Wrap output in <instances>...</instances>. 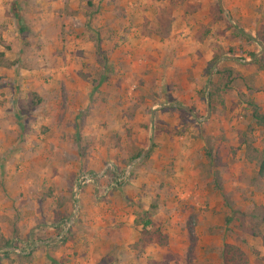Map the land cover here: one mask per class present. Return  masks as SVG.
I'll use <instances>...</instances> for the list:
<instances>
[{"label":"rangeland","instance_id":"1","mask_svg":"<svg viewBox=\"0 0 264 264\" xmlns=\"http://www.w3.org/2000/svg\"><path fill=\"white\" fill-rule=\"evenodd\" d=\"M12 1L6 0L2 11L1 30L6 35L0 39L7 48L0 44V67L3 68L0 77L5 79L0 86V106L6 107V116L7 112L13 113L15 119L12 120L21 124L22 135L27 134L26 131L44 135L48 131L47 121L61 120L59 111L73 115L78 133L73 146L78 158L86 164L91 148L98 150L100 160L88 171L95 174L103 170V177L97 179V184H89L92 196L101 199L127 181L134 162H149V152L160 144L159 141L155 143V136L168 142L169 156L161 153L167 161L163 168L168 173L176 166L180 179L174 178L173 184L174 180L164 183L162 198L159 195L158 200L136 202V205L152 206L136 218L139 223L145 219L150 221L146 227L148 233L141 235L139 229V237L131 246L144 252L148 242L155 243V230L165 239L163 245L155 243L159 247L156 249L159 258L144 259L142 264H221L224 243L239 249L247 264H264V182L257 177L256 171L253 172L254 168L257 170L256 160L264 149V127L251 116L253 108L264 114V71L259 74L252 63L260 53L261 43L251 39L264 26V0L256 3L255 10L262 17L252 34L237 30L236 23L231 24L230 17L225 15L226 25L232 29L226 35L228 42L223 44L224 48L215 51L202 71L197 87L198 104L190 99L177 102L170 95L173 88L165 83L156 86L143 78L132 77L133 72H121L119 67L114 69L110 65L115 60L119 63L118 59L133 57L132 51L111 43L105 32L101 35L102 27H107L106 31L109 28L108 16L111 20L118 17V21L122 16V8L114 7L113 0H104V5H100L103 0H18L20 15L29 29L22 39L10 11ZM212 2L214 15L220 18L223 16L221 9H230L234 4L226 0ZM108 4L110 9L106 7ZM162 12L158 22L166 23L168 10ZM96 45L106 57L108 70H103L94 56ZM221 55L228 59H219ZM101 76L104 81L97 90L91 91V81H98ZM178 85L185 93L187 88ZM110 91L125 95L111 103L122 109V122H118L119 127L115 129L108 128L106 116L103 119L101 115L99 121L93 119L90 110L97 104L108 106ZM207 92L212 96L206 117ZM162 103H169L170 107L165 105L150 112L151 104ZM171 104H179V107ZM136 108L141 112L131 111ZM84 125L90 133L95 129L99 131L96 143L90 133L81 134ZM138 139L145 147L150 145L140 159L133 161L136 157L131 156L142 151H133V141ZM113 147L116 152L108 155L107 150ZM54 148L49 150L54 151ZM11 149L12 146L8 152ZM5 153L0 145V171L1 156ZM129 161L133 162L126 166ZM87 169L83 165L79 170ZM244 170L246 174L241 176ZM109 184L112 185L107 194L102 195L103 187ZM75 186H78L77 181L74 196ZM205 189H211L220 198L221 208L208 207L201 195ZM157 204L163 212L154 216ZM148 234L151 240L146 241ZM204 234L213 239L209 249L197 242ZM179 250L181 256L176 253ZM165 253L171 255V260L162 263Z\"/></svg>","mask_w":264,"mask_h":264},{"label":"crops","instance_id":"2","mask_svg":"<svg viewBox=\"0 0 264 264\" xmlns=\"http://www.w3.org/2000/svg\"><path fill=\"white\" fill-rule=\"evenodd\" d=\"M226 1L234 4L230 9L225 6L227 9L222 10L219 7L221 16L223 14L220 18L214 15L212 0H113L114 7L122 8V16H119V21L118 17L111 20V16H108L109 28L106 31L107 27H102L101 35H109L111 43H116L120 49L132 51L133 57L118 59L119 63L115 60L110 65L114 69L119 67L121 72H133L132 77L143 78L156 86L165 83L173 88L170 95L177 102L190 99L198 104L197 87L202 79V71L215 51L224 48L223 44L228 42L226 35L232 29L226 25L225 15L230 17L231 24L236 23L237 30L247 34L257 30L262 17L255 10L258 0ZM245 2L248 4L245 5ZM5 3L6 0H0L1 39L6 35L1 30ZM104 4V0L100 2V5ZM106 7L110 9L109 4ZM164 9L168 10L165 15L168 22H158ZM224 57L228 59L224 55L219 59ZM2 69L0 67V76ZM263 71L259 70L258 73ZM2 82L5 79L0 77V86ZM178 83L187 88L185 93L179 89ZM119 96L125 97L120 91H110L108 106H91L93 119L99 121L101 115L103 119L106 116L108 128H118L122 122V109L111 103ZM165 105L170 107L169 103L151 104L150 112ZM171 106L179 107V104ZM140 110L131 109L136 114ZM5 114L3 104L0 106V145L6 153L1 156L0 171V264H51L50 260L53 264H142L144 259L159 258L156 251L159 247L153 242L147 243L144 252L135 250L131 245L137 241L141 226V223H135V219L152 206L136 205V202L158 200L159 195L162 198L164 183L174 178L180 179L176 166L168 173L163 168V163L167 161L161 153L169 156L165 138L155 136V143L159 141L160 144L149 152V162H134L127 181L123 177L126 182L118 185L104 199L94 198L93 189L88 184L75 186L77 193L74 196L73 188L83 165L88 168L83 172L101 176L100 179L103 170L95 174L88 171L95 168L100 160L98 150L92 151L91 148L86 164L78 158L73 146L78 134L73 125V115L59 111L61 120L47 121L48 131L44 135L38 134L36 129V132L29 134L26 131L27 134L22 135L21 124L12 120L15 119L13 113ZM34 126L37 128V125ZM85 128L84 125L81 130L83 135L90 133ZM90 134L96 143L99 131L95 129ZM131 138H134L133 134ZM149 145L145 147L138 139L137 142L133 141L132 148L133 151H144L149 149ZM11 146V152H8ZM52 146H55L54 151L49 150ZM115 152L114 147L107 150L108 155ZM128 163L126 166L130 165V161ZM255 171L256 168L253 169ZM241 172V176L246 174V170ZM201 195L209 208H221L220 198L211 189L203 190ZM155 209L154 216L163 212L159 204ZM58 225L62 230L56 235ZM68 227L69 239L63 244H55ZM199 238L201 242H197L207 245L209 249L213 239L205 234ZM1 241L16 243L17 247L3 248ZM30 241L32 244L25 251L32 249L29 259L18 258L15 252ZM6 249L14 253L2 255L1 251ZM176 253L182 255L180 250Z\"/></svg>","mask_w":264,"mask_h":264},{"label":"trees","instance_id":"3","mask_svg":"<svg viewBox=\"0 0 264 264\" xmlns=\"http://www.w3.org/2000/svg\"><path fill=\"white\" fill-rule=\"evenodd\" d=\"M10 11L12 13V17L16 23V27H17V34L19 36V38H24V36L26 35V33L29 31V29L27 28V26L25 25V23L22 20V17L20 15L19 12V1L18 0H14L12 1L11 5H10ZM251 39L260 42L262 44V48L260 50V53L253 59L252 63H254L256 65V70H264V26H262L256 33L255 37H251ZM0 44L3 45V47L7 48V46L3 43V41L0 39ZM0 56H2V53H0ZM94 56L96 57V59L98 60L99 64L101 65V67L104 69L109 68L108 64H107V60L106 57L101 53L100 47L98 45L95 46L94 48ZM251 57L254 56V53L250 54ZM104 81V76L100 77L98 81H91V91H95L97 90L99 84L101 82ZM208 94V98L210 99L212 94L211 92H207ZM210 104V103H209ZM251 116L252 118L255 120V122L264 127V114L256 111L254 108L251 112ZM139 151V150H138ZM207 154V157H209V154ZM139 155V152L134 153L131 158H135ZM256 166H257V170H256V174L257 177L264 182V149L262 150L261 155L257 158L256 160ZM262 220H264V215L262 216ZM135 223H138V221L135 219ZM150 223V221L148 219L142 220L141 221V226H140V233L142 234H147L148 232L146 231V227L148 226V224ZM61 226L58 225V227H56V235H58L61 232ZM69 227L60 235V237L58 238V240L56 241L55 244H63L66 240L69 239L70 235H69ZM154 235H155V239L153 240L156 244L158 245H163L164 244V236L160 234L159 230H155L154 231ZM151 240L150 235H147V239L146 241ZM32 244V242H25V247H21L19 249V252H15L16 256L18 258H21L23 260H28L31 254V251L25 252L24 249L30 247V245ZM1 246L3 248H16V243H12V242H7L1 241ZM1 247V248H2ZM10 253H14L11 250H3L1 251V254L6 256ZM221 264H247V261L243 255V253L237 249L232 247L229 244L224 243L222 245V249H221ZM171 260V255L169 253H165L163 254L162 258H161V262L165 263L167 260ZM51 261V264H53V261Z\"/></svg>","mask_w":264,"mask_h":264},{"label":"built area","instance_id":"4","mask_svg":"<svg viewBox=\"0 0 264 264\" xmlns=\"http://www.w3.org/2000/svg\"><path fill=\"white\" fill-rule=\"evenodd\" d=\"M99 178V176L97 175H93L90 172H82L79 174L78 178H77V184L78 185H86V184H91V185H96L97 184V179ZM117 180H119L120 178H116ZM112 184H109L105 187H103L101 194L102 195H106L109 188L111 187ZM76 190V188H75Z\"/></svg>","mask_w":264,"mask_h":264},{"label":"water","instance_id":"5","mask_svg":"<svg viewBox=\"0 0 264 264\" xmlns=\"http://www.w3.org/2000/svg\"><path fill=\"white\" fill-rule=\"evenodd\" d=\"M261 48H262V45L260 44ZM209 115V98H208V94L206 93V114L205 116L207 117ZM148 149H145L144 151H142L133 161H136L138 159H140L146 152H147ZM132 161V162H133ZM130 162V164L132 163ZM30 250V249H29ZM28 250V251H29Z\"/></svg>","mask_w":264,"mask_h":264}]
</instances>
